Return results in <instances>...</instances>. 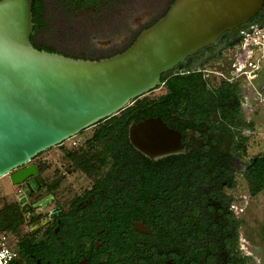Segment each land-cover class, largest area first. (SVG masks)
Returning <instances> with one entry per match:
<instances>
[{
	"label": "flooded vegetation",
	"instance_id": "af4514ba",
	"mask_svg": "<svg viewBox=\"0 0 264 264\" xmlns=\"http://www.w3.org/2000/svg\"><path fill=\"white\" fill-rule=\"evenodd\" d=\"M256 27L264 28V7L164 73L125 109L122 128L98 152L105 161L75 162L77 145L64 150L67 163L41 153L5 176L11 192L0 207L17 234L11 264H251L240 229L264 192L254 195L249 181L264 155L247 156L259 134L264 49L255 60L258 48L243 42ZM32 36L37 48L60 53ZM27 168L36 173L13 184Z\"/></svg>",
	"mask_w": 264,
	"mask_h": 264
},
{
	"label": "water",
	"instance_id": "95a60500",
	"mask_svg": "<svg viewBox=\"0 0 264 264\" xmlns=\"http://www.w3.org/2000/svg\"><path fill=\"white\" fill-rule=\"evenodd\" d=\"M263 7L264 0H175L126 51L93 60L37 49L33 0H2L0 179L119 114L160 86L164 73L249 23ZM32 169L13 173L12 183L21 184L36 173Z\"/></svg>",
	"mask_w": 264,
	"mask_h": 264
},
{
	"label": "rangeland",
	"instance_id": "374dc122",
	"mask_svg": "<svg viewBox=\"0 0 264 264\" xmlns=\"http://www.w3.org/2000/svg\"><path fill=\"white\" fill-rule=\"evenodd\" d=\"M173 1L118 0L104 4L100 12H74L66 8L64 0H45L44 20L47 25L38 33L37 40L39 44L54 48L69 57L109 58L118 51L125 50L143 30L158 21ZM262 54V50H256L255 60L260 59ZM261 61L259 62L264 69V60ZM258 108L259 123L256 131L259 134L252 141L253 148L248 150V157L264 155V102L260 103ZM123 114L124 112L116 116L121 117ZM99 127H91L66 140L61 146L51 148L42 153L41 158L49 157L55 162L67 163L69 159L64 156V150L77 145L82 154L99 151L101 145L89 146L86 140L92 137ZM7 179H0V196L11 192ZM246 187L242 183V194H245ZM254 199L250 201L245 215L241 218L240 237L246 240L245 244L251 252V264H264V192ZM9 219V216L5 219L4 211L0 207V235L16 232L14 226H8L13 225ZM23 226L24 224H21L19 228L23 229ZM10 245L16 249L15 242H10Z\"/></svg>",
	"mask_w": 264,
	"mask_h": 264
},
{
	"label": "trees",
	"instance_id": "16d2710c",
	"mask_svg": "<svg viewBox=\"0 0 264 264\" xmlns=\"http://www.w3.org/2000/svg\"><path fill=\"white\" fill-rule=\"evenodd\" d=\"M110 1L113 3V2H116L118 0H64L66 8H69L70 11H74V12L75 11L79 12V11H83V10H91V11L100 12L101 9L103 8L104 4H106ZM174 1L172 2V4L174 3ZM45 10H46V8L43 7V5L40 3L39 0H33L32 11H33V22H34V32L35 33H40L47 25V22L44 20ZM167 11H166V13H167ZM137 37L126 48V50L135 42ZM31 41H32L33 45L35 46L33 36L31 37ZM37 49L54 53L52 50L49 51V50H44L42 48H37ZM126 50H124V51H126ZM99 60H101V59H99ZM123 112L125 113V110H123L120 113H123ZM123 115L121 117H117L115 115V116L99 123L98 126H100V127H99L98 131L96 132L93 140L88 142V145L93 146V145H95L94 141H97V144L101 145L102 149L106 150L105 148L108 147V143L106 142L107 141L106 138L109 137V135H111V133H113L117 129L122 128V124H123V120H124ZM103 123H105V124H103ZM98 152L101 153L102 151L101 150H99V151L95 150L94 153L89 152V153L83 154L82 159H80V160L74 156L73 160L75 162L79 161V162H84V164H89V165H86V168H90V167H92L93 163H95L97 161H105L106 160V156H102ZM87 171L90 172V170H87ZM251 172L253 173V176L249 180L250 186L252 188V193L254 195H256L264 189V159H258L254 163V168L251 170ZM251 172H250V175H251ZM8 226L11 227L13 225H8Z\"/></svg>",
	"mask_w": 264,
	"mask_h": 264
},
{
	"label": "built area",
	"instance_id": "2783aa9c",
	"mask_svg": "<svg viewBox=\"0 0 264 264\" xmlns=\"http://www.w3.org/2000/svg\"><path fill=\"white\" fill-rule=\"evenodd\" d=\"M244 47H250V52L257 47L259 50L264 49V28L256 27L249 39L244 40ZM27 227H23L26 230ZM24 231V232H25ZM16 233L0 235V264H11L16 259V249H13L10 242H15Z\"/></svg>",
	"mask_w": 264,
	"mask_h": 264
},
{
	"label": "crops",
	"instance_id": "0c3cea01",
	"mask_svg": "<svg viewBox=\"0 0 264 264\" xmlns=\"http://www.w3.org/2000/svg\"><path fill=\"white\" fill-rule=\"evenodd\" d=\"M255 48H257V47H255Z\"/></svg>",
	"mask_w": 264,
	"mask_h": 264
}]
</instances>
